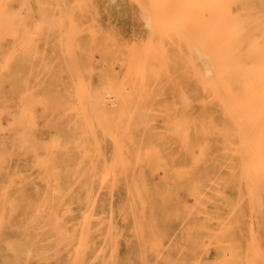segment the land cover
<instances>
[{"label": "rangeland", "instance_id": "rangeland-1", "mask_svg": "<svg viewBox=\"0 0 264 264\" xmlns=\"http://www.w3.org/2000/svg\"><path fill=\"white\" fill-rule=\"evenodd\" d=\"M18 1L12 19L7 0L0 69V264H264L260 172L229 166L237 193L244 182L240 208L204 204L207 187L226 186L212 172L227 140V85L217 75L225 52L198 55L212 86L207 161L203 153L194 165L192 152L188 165L165 164L135 151L176 145L179 115L192 113L167 75L176 70L167 52L177 55L187 35L174 18L184 1ZM208 172L214 183L199 193Z\"/></svg>", "mask_w": 264, "mask_h": 264}, {"label": "bare ground", "instance_id": "bare-ground-1", "mask_svg": "<svg viewBox=\"0 0 264 264\" xmlns=\"http://www.w3.org/2000/svg\"><path fill=\"white\" fill-rule=\"evenodd\" d=\"M168 1H166V3H168ZM180 1L181 0H178L176 3L180 4ZM183 1L184 2L180 4V9L184 7V10L180 12V9H175L174 11L179 12L181 15L178 16V18L177 15H175L174 18H176L175 23H179L178 21L181 20L179 25L186 29L187 35L184 39L183 48L177 55L174 56V54L167 52L168 62L176 69L167 73V75L170 81H172V83L174 82L173 84L171 83L172 85H169V89H172L174 94H179L182 96L183 100H186L184 106H190L192 113L191 115L189 114L190 116L184 114H182V116L179 115L181 131L176 138H178V136L183 138L177 139L176 145L136 148L135 151L141 150L144 153L151 152L152 157L155 158L157 162L160 160L165 164L175 163L181 166L188 165V162L191 161L189 153L192 152H197V154L193 156L196 157L194 165H197V163L202 160L201 157L203 153L205 154L204 162L207 161L208 152L204 150L202 144L205 140L204 136H206L211 128L210 120L212 109L205 107L204 98L211 93L212 86L209 85L208 82L211 79H207L209 71L200 65L198 55H201L200 53L202 52L204 54H210L216 47L220 48L222 52H225L228 58L227 66L217 72L219 85L222 86L223 81H225L227 85V89L225 88L227 90V116L226 121L220 120V128L224 126V129H226L227 140L224 149L220 148V151L216 155L217 164L213 167L214 171L212 172L214 173L216 170L218 172H223V176L221 177L222 181L226 180V186L225 188L222 187L224 195L221 194L222 191L217 188L207 187L208 196L205 198L206 201L204 204L205 208L210 210H236L242 205V199L244 198V182L242 180L240 181L237 193L236 187L233 185L229 175V166L235 165L239 172H241L245 169L241 166L247 167L251 164L252 168H256L260 172L262 181H264V0ZM18 4V0H11L12 19L18 13L16 9ZM178 4H176V7H179L177 6ZM8 14L10 13H8L7 0H0V69L7 67L5 60L6 40L4 38V33ZM11 15L9 16L11 17ZM173 15L174 13H172V17ZM172 17L169 18V22L164 18L166 21H164V24L169 26L168 24L170 23L171 25L170 19H172ZM9 21H11V18ZM13 24L18 25L17 22H13ZM35 26H37V24ZM176 28L177 27H175V29ZM74 29L75 26L73 30ZM78 33H76V35ZM193 39L196 41L192 42ZM242 52L246 55L248 61L243 60V55L241 56ZM12 64L15 65V60L12 61ZM84 65L85 67H89V62L85 61ZM140 66L143 67L144 64L140 63ZM157 74L159 75V73ZM215 86L217 85L215 84ZM127 88L129 89V87ZM114 91L115 90H113V92ZM123 96L125 99L128 97L127 99L129 100V95ZM110 98L113 99V97ZM136 106L134 107L136 108ZM123 111H121V114ZM131 115L133 114L131 113ZM120 122L121 121H119V123ZM116 130L117 129L113 132L118 133ZM164 142L166 144H173L169 138L165 139ZM244 144H247V149H244V146H242ZM171 151H175L174 154L166 155L171 153ZM155 159H153V161H155ZM219 162H221L224 170H219ZM155 165H159V163ZM210 169H212V165ZM109 170L110 169H108V171ZM201 176L199 181H196L197 192L205 193L206 185L214 183L213 179H215L216 176L215 174L210 175L209 172ZM218 194H221L222 197ZM231 198L232 200L230 201ZM208 203H211V208H208ZM261 206L264 210V203H262Z\"/></svg>", "mask_w": 264, "mask_h": 264}]
</instances>
